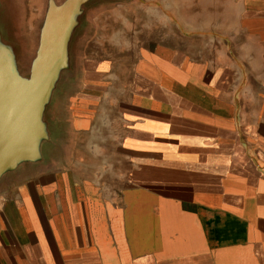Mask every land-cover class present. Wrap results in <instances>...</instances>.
<instances>
[{"label":"crops","instance_id":"crops-1","mask_svg":"<svg viewBox=\"0 0 264 264\" xmlns=\"http://www.w3.org/2000/svg\"><path fill=\"white\" fill-rule=\"evenodd\" d=\"M71 1L70 41L92 24L85 14H136L130 1L49 9ZM161 21L175 40L133 30L121 50L80 38L118 45L89 63L129 56L127 98L114 76L118 97L105 105L100 72H88L69 108L71 132L90 137L80 164L50 155L45 173L38 160L5 175L34 171L0 210V264H264V0H184Z\"/></svg>","mask_w":264,"mask_h":264},{"label":"rangeland","instance_id":"rangeland-1","mask_svg":"<svg viewBox=\"0 0 264 264\" xmlns=\"http://www.w3.org/2000/svg\"><path fill=\"white\" fill-rule=\"evenodd\" d=\"M100 1L93 0V4L89 3L88 7L91 8V6ZM129 1L131 4H135L136 14L133 13L132 8H126L124 14L118 10L114 16L85 14L84 21L88 20L89 24L92 21V24L85 26L87 29L79 28L73 32L62 68L55 79L53 90L42 115L44 138L42 137L36 143L40 154L38 160L42 162L45 160V165H42L39 170L40 173H45L48 170L47 163L50 155L53 159L55 157V161H58L60 165L65 166L70 156H74V161H78L77 163L80 164L81 151L88 150L90 137L85 133H72L68 125L71 120L69 108H71V105L74 106L76 103L79 104L81 102L80 95L87 80L93 81V79H87L89 76L87 75L88 72L92 70L100 72V81L102 78L104 80V90L101 91V94L105 92V99L109 101L105 105L112 106L114 98L118 97V88L113 84L114 76H117L119 82H121L120 96L123 97V92H125L124 84H127L129 77V56L126 53L124 55L121 54L115 63H89L86 61L88 56L96 58L97 54L115 51V47L118 45L113 46L114 48L110 46L82 45L83 40H81V37L85 38V40L88 37H98L101 41L107 40L111 44L119 42L122 46H120L121 50L128 49L127 44L130 41L128 36L130 35L129 37L132 40V37H134L133 30H136L137 34H140L139 36L144 37V39L152 36V38L157 39L168 38V40H175V30H171L169 25L164 23L168 30L160 29L162 27L161 20H170L169 23H171L175 15L177 2L184 0H151L153 1L151 16L148 14L150 11H145L144 9L148 0H109L107 2L116 4L117 2ZM24 2L25 0H0V58L2 52H6L11 57L18 75L29 79L33 62L40 47L50 0H40L43 5L40 13H36L37 8L24 9L22 7ZM107 18L116 19L117 22H112V20L110 22ZM150 22H153V30L151 32L145 30V26H148ZM84 42L86 43L87 41ZM116 90L117 92L114 95ZM123 98H127V93H125ZM112 117V109L109 110V108L105 107V130L110 133L112 131L111 128L114 127H107V124ZM43 156L46 158L43 159ZM15 169L5 173L2 177L3 179H0V210L6 201L14 199L12 193L13 185L16 182L19 183L25 180L34 173L32 168L25 166L22 173L5 178L6 174L13 172Z\"/></svg>","mask_w":264,"mask_h":264},{"label":"water","instance_id":"water-1","mask_svg":"<svg viewBox=\"0 0 264 264\" xmlns=\"http://www.w3.org/2000/svg\"><path fill=\"white\" fill-rule=\"evenodd\" d=\"M76 7L71 1L49 9L29 79L18 75L6 52L1 54L0 179L20 163L40 158L42 115L67 54Z\"/></svg>","mask_w":264,"mask_h":264}]
</instances>
